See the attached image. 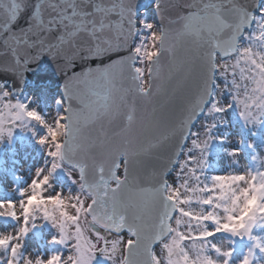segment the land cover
<instances>
[{
  "label": "snow or ice",
  "instance_id": "1",
  "mask_svg": "<svg viewBox=\"0 0 264 264\" xmlns=\"http://www.w3.org/2000/svg\"><path fill=\"white\" fill-rule=\"evenodd\" d=\"M155 5L159 23L137 20L134 0H0V73L22 83L46 54L64 76L53 122L0 80V142L19 128L46 156L18 200H0L16 222L0 231V264H264V156L205 174L225 109L264 121V4ZM42 223L60 250L22 252Z\"/></svg>",
  "mask_w": 264,
  "mask_h": 264
},
{
  "label": "rangeland",
  "instance_id": "2",
  "mask_svg": "<svg viewBox=\"0 0 264 264\" xmlns=\"http://www.w3.org/2000/svg\"><path fill=\"white\" fill-rule=\"evenodd\" d=\"M150 17L147 21L154 22L152 10H149ZM155 23V22H154ZM142 67L147 68V62ZM145 80H147V72H145ZM21 100L28 97L30 106L47 116L49 122H53L56 111L60 105L56 104V100L60 98L58 88L51 89L48 85L39 87L28 86L26 90L20 94H15ZM224 101L228 102L227 93L224 94ZM223 122H217L212 134L214 136L224 137V140H213L208 148L206 159L207 167L206 175L226 174L230 171H243L250 166L251 157L254 154L264 156V121L259 124L246 125L240 118L235 105L225 109L222 113ZM204 122L201 117L193 128L194 131L200 130V125ZM38 134L43 129H37ZM252 147H249V144ZM186 146L190 147V140L186 142ZM240 149L239 154L235 157L228 155L229 149ZM183 158V157H181ZM46 159L43 149L35 142L31 132L23 131L19 128L14 130L11 140L5 139L0 142V200H18L19 188L25 186L31 179L34 170L41 166ZM174 174V173H173ZM55 189L64 190V194H68V190H75L69 177L63 169H58L52 180ZM16 222L11 218L0 217V231L14 230ZM56 234L55 229L47 224L42 223L38 227L31 230L23 241L22 252L31 255H47L50 252L60 250V245L51 243V237ZM124 239H128L126 232L122 233ZM243 245L237 241V249ZM93 264H107L97 253Z\"/></svg>",
  "mask_w": 264,
  "mask_h": 264
},
{
  "label": "water",
  "instance_id": "3",
  "mask_svg": "<svg viewBox=\"0 0 264 264\" xmlns=\"http://www.w3.org/2000/svg\"><path fill=\"white\" fill-rule=\"evenodd\" d=\"M261 1V0H260ZM152 8L154 19L156 23H159V19L157 17V10L155 5V0H134V14L136 19L139 17L140 12L143 10H148ZM64 76L62 73H58L55 67L53 60L48 57L46 54L42 55L37 61L34 63H30L24 73V80L23 82H19L16 80L15 77L11 75H6L0 73V80H8L12 83L15 89H21L24 82L27 81H35V84L39 82H50L54 86L61 87V94H62V83H63ZM34 87V86H32ZM159 98H157V102ZM151 105H149V108Z\"/></svg>",
  "mask_w": 264,
  "mask_h": 264
},
{
  "label": "bare ground",
  "instance_id": "4",
  "mask_svg": "<svg viewBox=\"0 0 264 264\" xmlns=\"http://www.w3.org/2000/svg\"><path fill=\"white\" fill-rule=\"evenodd\" d=\"M261 4H264V0L261 1ZM149 10H143L138 18V20H145L147 21L150 17V14H149ZM5 87H9L7 84H5ZM27 87H25V90H26Z\"/></svg>",
  "mask_w": 264,
  "mask_h": 264
}]
</instances>
